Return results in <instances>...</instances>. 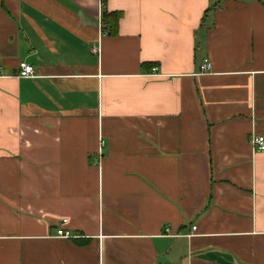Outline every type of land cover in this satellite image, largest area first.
Instances as JSON below:
<instances>
[{"label": "crops", "instance_id": "obj_1", "mask_svg": "<svg viewBox=\"0 0 264 264\" xmlns=\"http://www.w3.org/2000/svg\"><path fill=\"white\" fill-rule=\"evenodd\" d=\"M254 135L264 0H0V264H264Z\"/></svg>", "mask_w": 264, "mask_h": 264}, {"label": "built area", "instance_id": "obj_2", "mask_svg": "<svg viewBox=\"0 0 264 264\" xmlns=\"http://www.w3.org/2000/svg\"><path fill=\"white\" fill-rule=\"evenodd\" d=\"M96 51V49H95ZM211 67V63L209 61H205L200 65V72H205L209 70ZM156 68H153V71H155ZM34 68L33 66L27 64L26 62H19L16 72V77L18 78H32L35 76L34 74ZM103 141L100 142V145H102ZM251 144L253 148L257 151H264V137L260 135H254L251 138ZM66 220H63L65 222ZM192 229H195V226L192 227ZM56 236L62 237V238H72L74 237L69 231L64 230L62 226L58 227L56 230Z\"/></svg>", "mask_w": 264, "mask_h": 264}, {"label": "trees", "instance_id": "obj_3", "mask_svg": "<svg viewBox=\"0 0 264 264\" xmlns=\"http://www.w3.org/2000/svg\"><path fill=\"white\" fill-rule=\"evenodd\" d=\"M119 15L120 14L118 12H109L102 14V27L107 30V33H116Z\"/></svg>", "mask_w": 264, "mask_h": 264}]
</instances>
